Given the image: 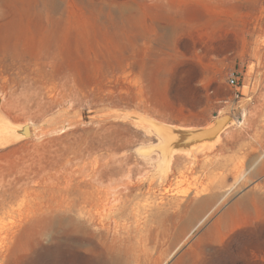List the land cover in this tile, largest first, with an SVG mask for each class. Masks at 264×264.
Masks as SVG:
<instances>
[{
	"label": "rangeland",
	"instance_id": "374dc122",
	"mask_svg": "<svg viewBox=\"0 0 264 264\" xmlns=\"http://www.w3.org/2000/svg\"><path fill=\"white\" fill-rule=\"evenodd\" d=\"M258 23L264 0H0V264H264Z\"/></svg>",
	"mask_w": 264,
	"mask_h": 264
},
{
	"label": "bare ground",
	"instance_id": "6f19581e",
	"mask_svg": "<svg viewBox=\"0 0 264 264\" xmlns=\"http://www.w3.org/2000/svg\"><path fill=\"white\" fill-rule=\"evenodd\" d=\"M260 23V22H259ZM257 24L254 28V32H255V44L257 45H263L264 46V25L260 26V24ZM261 41V42H260ZM260 42V43H259ZM261 47H258V49H260ZM257 49V50H258ZM258 170V169H256ZM255 170V171H256ZM212 244V243H211Z\"/></svg>",
	"mask_w": 264,
	"mask_h": 264
},
{
	"label": "built area",
	"instance_id": "2783aa9c",
	"mask_svg": "<svg viewBox=\"0 0 264 264\" xmlns=\"http://www.w3.org/2000/svg\"><path fill=\"white\" fill-rule=\"evenodd\" d=\"M229 82H230V84H232V85L237 84V79H236V77H235V76L230 77Z\"/></svg>",
	"mask_w": 264,
	"mask_h": 264
}]
</instances>
